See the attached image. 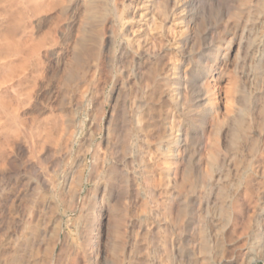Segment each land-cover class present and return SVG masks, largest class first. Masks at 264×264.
<instances>
[{"label": "rangeland", "instance_id": "rangeland-1", "mask_svg": "<svg viewBox=\"0 0 264 264\" xmlns=\"http://www.w3.org/2000/svg\"><path fill=\"white\" fill-rule=\"evenodd\" d=\"M189 3L0 0V264H264V0Z\"/></svg>", "mask_w": 264, "mask_h": 264}, {"label": "bare ground", "instance_id": "bare-ground-1", "mask_svg": "<svg viewBox=\"0 0 264 264\" xmlns=\"http://www.w3.org/2000/svg\"><path fill=\"white\" fill-rule=\"evenodd\" d=\"M200 0H190V3H189V5L190 6H196L197 4H198V2H199ZM217 1V0H216ZM192 10H194L193 8H192ZM182 12V11H181ZM188 18H190V17H188ZM191 20L189 19L187 22H186V24L188 25V27L190 26L189 25V22H190ZM193 27V26H192ZM195 29V28H194ZM208 34V33H207ZM189 38V33L187 32V33H185V39H188ZM194 40V39H193ZM145 48V47H144ZM245 49V48H244ZM251 54V53H250ZM252 58V57H251ZM155 83V82H154ZM160 86V85H159ZM184 87V86H183ZM150 94V93H149ZM156 97V96H155ZM159 97V96H158ZM151 99L153 100V96H151ZM156 99V98H155ZM163 99V98H162ZM203 97L201 96V95H197L196 97H195V102L196 103H201L202 101H203ZM150 100V99H149ZM148 101V100H147ZM149 103V102H148ZM151 103V102H150ZM159 103V102H158ZM145 109V108H144ZM150 110H152V109H150ZM172 110V109H171ZM228 114V113H227ZM136 116V115H135ZM155 122V121H154ZM237 125H240V123H237ZM179 132V131H178ZM192 132V131H191ZM183 133V132H182ZM193 133V132H192ZM186 134H187V132H186ZM195 135V134H194ZM204 137V136H203ZM191 138H192V135L190 136V137H188L187 135L186 136H184L183 134H181L180 135V138H179V141H178V144L182 147V148H184V151H185V156H186V158H189V156H190V154H191V147H190V144H191V142L192 141H190L191 140ZM173 139V138H172ZM176 139V138H175ZM250 140H252V139H250ZM121 141V140H120ZM193 144H195V142L193 143ZM245 144V143H244ZM236 147H232L233 148V159H235L236 157H238V153H240V152H238V150L239 149H243V142L241 141V142H239L238 143V145L236 144L235 145ZM241 151V150H240ZM121 154H123V153H121ZM125 154V153H124ZM174 154V153H173ZM240 155V154H239ZM185 162H188V160L187 161H185ZM194 165V164H193ZM121 175V174H120ZM223 177V176H222ZM221 177V178H222ZM221 178L219 177L218 178V175H216V176H214L212 179H210L209 181H208V184H210L209 186H211V185H215V184H218V182H220V181H222L221 180ZM106 179V178H105ZM202 181V180H201ZM235 182V181H234ZM189 186V185H188ZM228 186V185H227ZM201 188V187H200ZM263 216V215H262ZM258 219H260V218H258ZM256 224V223H255ZM257 226L254 228V230H252L253 232V236H252V240H253V242H252V245H254V247L256 246V243H257V241H256V239H254V238H257L258 236H260V234H261V228L258 226L259 224L257 223L256 224ZM141 243V242H140ZM183 253V252H182ZM138 257V256H137ZM17 259V258H16ZM43 262V261H42ZM27 263V262H26ZM13 264H24L23 263V261H21V260H17L16 262H14Z\"/></svg>", "mask_w": 264, "mask_h": 264}]
</instances>
